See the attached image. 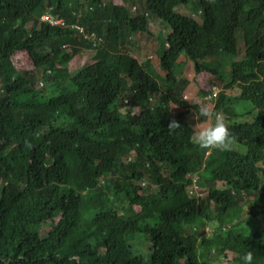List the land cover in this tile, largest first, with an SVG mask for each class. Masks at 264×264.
<instances>
[{
  "label": "trees",
  "instance_id": "1",
  "mask_svg": "<svg viewBox=\"0 0 264 264\" xmlns=\"http://www.w3.org/2000/svg\"><path fill=\"white\" fill-rule=\"evenodd\" d=\"M141 1L171 28L156 63L138 56L149 18L111 0H0V18L38 14L47 2L88 34L40 22L36 35L24 16L0 29V264H224L226 249L236 254L231 264L249 251L264 264V205L246 224L221 229L243 212L225 187L263 183L264 0ZM181 5L208 13L199 24L175 10ZM225 48L231 76L218 69ZM18 51L34 69L15 67ZM83 51L92 61L71 70ZM180 58L226 82L216 111L235 101L259 111L245 123L224 121L252 154L215 148L202 168L199 106L183 95ZM172 120L180 126L170 131ZM194 170L202 187L189 195ZM257 197L264 202V185Z\"/></svg>",
  "mask_w": 264,
  "mask_h": 264
},
{
  "label": "clouds",
  "instance_id": "2",
  "mask_svg": "<svg viewBox=\"0 0 264 264\" xmlns=\"http://www.w3.org/2000/svg\"><path fill=\"white\" fill-rule=\"evenodd\" d=\"M111 1L114 5L122 7V10L128 11L132 16L135 14H140V16H142V17L145 16V17H147V19L149 18L148 25L150 26L152 33L151 32H140L139 36L142 37V41L147 40L144 38V34L147 36H152V37H154L156 35L153 32L151 23L152 24L158 23L160 28L168 29L167 34H164L163 32L161 33L164 35V39H163L162 43L168 41L167 37H168V34L171 33V28L169 27V25H167V23L162 21L161 18H155V17L150 16V13L147 10H145L146 7L142 6L143 2L141 0H111ZM52 8H53V6H50V5H48L47 2H45V4L38 10V14L31 15L28 12H24L21 15L15 16L14 15L15 13L14 14L6 13V15H4L0 18V29H2V30L7 29V31L12 29L14 27V23H15L16 19L20 16H24L26 18L24 20V23H25L24 28L30 32L33 31L36 35L38 34V30L41 27L40 22H42V23L48 24L52 27H59L62 29H64V28L68 29V28L76 27L78 32H80L81 34H84L85 36H88V34L86 33L85 28L83 26L75 25L73 21L68 20L63 15H60V14L54 15L52 12ZM175 10L179 13L186 15L189 19L195 20L199 24L202 22L203 17H205L206 14L208 13L204 10L203 6L189 8L187 6L181 5V6H177ZM40 36L41 35H38L39 38H40ZM238 37H240L241 39L239 40V43L237 44V46H238L237 53L239 55H241V54H243V51H245V46H244V42H242V36H240L238 34ZM47 38H50V37H47ZM67 45L68 44L65 43L63 45V47L67 46ZM241 45H242V48H241ZM156 46H159V48H160V43H157ZM226 49L227 48H225L224 50H221L220 54L222 53L224 55V52ZM155 50H156V47H155ZM90 52H92V51H90ZM24 53H26V56ZM78 54H82V52L78 53ZM78 54L74 55V57L72 58V61L70 62V69H71V66L73 68V64H75L77 62V59L81 57V55H80L75 60H73ZM23 56H25L26 58L23 59ZM148 58L152 59V61H153L154 55L152 54ZM224 58L227 62V65L226 66L224 65L225 67L218 68V69L224 71L225 74L223 76H231L232 70H233V63L231 61L233 59L227 57L226 54L224 55ZM184 60L185 59H183L181 64H179L180 65L179 71H181L182 75L183 74L186 75V78L188 79L189 82L187 83L186 87L183 90V95L186 98V100L189 101V103L194 102V103L198 104V106H199V112L194 113L193 127L199 128L195 134V144L200 149H204V154H203L204 160L202 162V168L205 167V165H206L205 161L211 156V154L215 148H217L221 151H225V150H229L230 147H232L233 148L232 150H235L239 153H244V154L248 153L247 155L252 154V151L249 147H246L245 145L236 142V140L240 136L237 139L235 138L236 139L235 141L233 140L234 135H233V137L231 136L229 128L226 126V124L224 122V121H226V119L228 117L227 115L233 117L232 123H245V122L251 121L253 118H252V114L250 111H238L236 109L237 106H240L241 104H243L246 101H235L234 103L230 104V106H228L227 109H223L221 111H216L215 109L217 108L218 98H219L220 94L223 92V86L226 82L222 81L220 79L221 77L213 79V75L206 70L197 72L196 71L197 68L195 67L194 62L191 59H187L185 61ZM91 61H92V59H91ZM191 61H192V65H193L192 68H191V66L189 67V62H191ZM13 62L15 64V67L17 69H19L20 71L32 70L35 68L30 56L28 55V53L26 51L16 52L15 57L13 58ZM25 62L30 65V68L28 66H25V67L23 66V64ZM88 62H90V61H88ZM84 63H86V62H84ZM83 64H79L77 67H80ZM205 73L211 74V76L209 75L210 76L209 82L206 83L205 85H203L201 83V87L199 89L197 88L195 91L193 90V93L195 94V96L191 97V94L186 92L187 89H189L190 93H191L192 82L200 85V77L203 76ZM211 79H212V82H211ZM205 105H207V106H205ZM177 110L181 111V109L178 106L172 107L173 112H176ZM238 117L243 118L244 121H238L237 120ZM200 119L202 121H208L211 124L206 126V127L201 128L199 122L197 121ZM227 123L229 124V121ZM179 126L180 125L175 120H172L168 124L167 128L171 131L173 129L178 128ZM234 144L243 146L244 148H246V151L242 152L240 150L235 149L233 147ZM258 164L259 165H257V166H259L261 168L260 175L263 177V183H262V186H263L264 185V159L261 160ZM187 178L189 180V183L186 186V192L189 195H192L195 192L198 193L200 188L202 187V185H200V181H199L200 180L199 172L197 170L188 172ZM218 184H223V183L219 182ZM262 186H261L260 190H252L249 192L246 190H239L238 191L235 188H233L232 186L225 187L224 190L230 191V193L233 197L234 196L240 197L239 202L243 207V212H242L241 217H235L231 221L224 222V224L221 226L222 230H224L225 232H230L231 229H233L236 225L244 224V223L246 224L245 218H247L248 222L251 220L252 217L254 218V214H255L256 210L259 207L264 205V202L259 200L257 197V195H259L261 193ZM204 230L207 234L209 233V231H210L209 224L204 225ZM236 238H241V239H245V240L247 239L246 235H244V234H239V236H237ZM235 256H236V254L234 252H232V250L226 249V250H224V252L221 255V261L224 264H231L232 262L235 261ZM241 259L244 261V264H253L252 252L251 251L246 252L242 256Z\"/></svg>",
  "mask_w": 264,
  "mask_h": 264
},
{
  "label": "rangeland",
  "instance_id": "3",
  "mask_svg": "<svg viewBox=\"0 0 264 264\" xmlns=\"http://www.w3.org/2000/svg\"><path fill=\"white\" fill-rule=\"evenodd\" d=\"M151 26H152V29H153V32L156 34L154 37L152 36H147L144 34V38L147 39V40H143L141 42V48H140V51L141 53L138 54V56L140 57V59H145L147 57H150L152 54L154 55V60L153 62H158V56H159V53H156L154 52L155 51V47H156V44L157 43H160L162 44V41L164 39V35L161 34L162 32L164 34H167L168 33V29H164V28H160L158 23H151ZM151 39V40H150ZM157 40V41H156ZM241 48H242V45H241ZM91 53L90 51H83L82 54H78L73 60H75L77 57H79L81 55L80 58L77 59V62L75 64H73L74 66H78L79 64H83L84 62H88V61H91ZM25 56H26V53H24ZM134 54H136V51L134 52ZM25 56H23V59L26 58ZM183 60L180 58V63L182 62ZM23 66H28L30 68V65L27 64L26 62L23 64ZM191 66L192 68V61L189 62V67ZM71 69H72V66H71ZM211 74H207L205 73L203 76L200 77V85H198L197 83H194L192 82L191 86V93H190V90L187 89L186 92H188L189 94H191V97H194L195 94L193 93V90L195 91L197 88L199 89L201 87V83L203 85H205L206 83L209 82L210 80V76ZM207 106V105H205ZM238 111H250L251 114H252V118H254L258 113L259 111L258 110H253V107L252 105L249 103V102H244L243 104H241L240 106H237L236 108ZM238 121H244L243 118L241 117H238L237 118ZM201 126V128L203 127H206L208 125H210L211 123L208 122V121H202L201 119L200 120H197ZM235 149L237 150H240L242 152L246 151V148H244L243 146H240V145H237V144H234L233 146Z\"/></svg>",
  "mask_w": 264,
  "mask_h": 264
}]
</instances>
